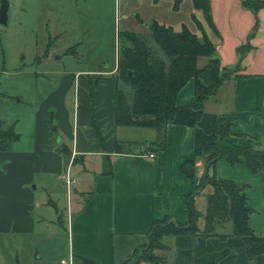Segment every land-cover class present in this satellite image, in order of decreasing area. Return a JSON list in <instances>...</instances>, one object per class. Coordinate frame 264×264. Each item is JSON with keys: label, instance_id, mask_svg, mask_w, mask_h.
Masks as SVG:
<instances>
[{"label": "crops", "instance_id": "obj_1", "mask_svg": "<svg viewBox=\"0 0 264 264\" xmlns=\"http://www.w3.org/2000/svg\"><path fill=\"white\" fill-rule=\"evenodd\" d=\"M120 1L123 19L119 33L149 34V26L156 20L175 30L187 26L200 39L204 33L208 35L222 68L232 71L216 95L205 101L206 111L232 126V133L218 147L264 150V60L260 59L264 8L255 12L244 0H211L216 31L192 0H183L178 8L173 0ZM75 42L74 51L72 45L55 48V53H62L60 59L69 55L76 62L55 71L53 87L41 97L36 110L32 138L22 147L0 150V234L8 248L15 237L26 244L10 250L13 264H81V259L94 264H135L128 258L148 241L156 219L186 222L187 197L206 171L202 159L192 162L195 130L187 125L169 123L164 129V148H159L158 130L143 138L148 140L146 146L130 138V128L135 126L117 125L115 118L120 48L115 66L108 70L101 64L100 47L89 52L80 37ZM241 46L246 48L244 54L239 51ZM209 60L199 56L198 67ZM194 93L192 78L179 91L177 105L189 104ZM132 142L141 143L139 151L126 147ZM76 164L78 178L72 176ZM68 167L74 178L70 187L63 179ZM215 170L218 178L232 179L244 187L253 209L250 223L264 236V171L254 173L244 159L231 165L225 158L217 160ZM62 186L70 203L67 216L47 209L61 201ZM39 190L44 196L40 197ZM206 190L208 195L213 188L209 185L195 196L196 206L204 214L207 202L199 203ZM74 193L79 195L75 203ZM215 231L209 236L165 235L162 261L139 264H264V254L249 258L247 244L233 234L231 221L217 220ZM62 238L67 242V263L64 258L51 260L44 250L59 248Z\"/></svg>", "mask_w": 264, "mask_h": 264}, {"label": "trees", "instance_id": "obj_2", "mask_svg": "<svg viewBox=\"0 0 264 264\" xmlns=\"http://www.w3.org/2000/svg\"><path fill=\"white\" fill-rule=\"evenodd\" d=\"M182 1L173 0L174 8H178ZM192 1L196 9L204 12L211 28L217 31L211 16V0ZM243 3L255 12L264 8V0H244ZM197 23L201 26L198 21ZM149 29V34L131 31L119 33L124 44L119 52L117 78L130 85L133 94L130 100L124 89L117 88L116 124L156 128L159 131V148L165 146L164 129L169 123L184 124L193 128L195 157L192 162L197 163L202 159L206 171L197 182L194 193L187 197L186 222L180 223L170 217L156 219L148 236V247L137 263L161 262L162 259L151 252L165 246V235L216 234L217 220L232 222L233 234L245 240L248 256L254 259L255 256L264 254V236L257 234L250 223L253 209L248 205L244 187L232 179L218 178L215 168L219 158H225L231 165H236L244 159L252 172L264 171V150L240 145L219 148V141L232 133V126L220 120L217 114L205 109V101L216 95L232 71L222 68L220 60L215 57L216 46L206 33L200 39L187 26L175 30L172 26L156 20L150 24ZM153 42L159 46L163 55ZM239 51L244 54L246 48L241 46ZM199 56H208L210 60L205 66L198 67ZM192 78L195 85L192 101L186 105H177L179 91ZM19 137L13 128L0 129V150L8 149L11 141ZM207 185L212 186L213 191L207 195L204 214L196 206L195 196ZM132 257L130 255L128 260ZM81 264L94 263L81 259Z\"/></svg>", "mask_w": 264, "mask_h": 264}, {"label": "rangeland", "instance_id": "obj_3", "mask_svg": "<svg viewBox=\"0 0 264 264\" xmlns=\"http://www.w3.org/2000/svg\"><path fill=\"white\" fill-rule=\"evenodd\" d=\"M8 1L10 4L8 23L6 25L0 23V129L13 128L20 137L19 140L11 141L10 147L12 145L22 147L32 138L36 110L40 105L41 97L53 87L52 79L54 80L56 76L55 71L69 68V63L76 62L69 55L60 59L62 53L60 51L55 53V48L72 45L74 51L77 45L75 40L80 37L89 52L94 47H100V54L104 58L101 64L107 65L108 70L112 69L116 64L117 51L123 45V40L119 37V22L123 19V13L120 0ZM262 13L264 16V12ZM61 31L67 33L57 37L56 35ZM153 43L162 54L159 46ZM260 59L264 60V50ZM107 84L109 86V83ZM116 86L115 92L117 88L124 89L131 98L133 89L130 85L117 81ZM152 133L157 134V129L135 126L130 128L128 136L133 140L145 142L143 138L152 136ZM57 138L59 139L60 136ZM147 141L140 144L146 146ZM140 144L132 142L126 147L137 152L140 150V147H137ZM68 145H71L69 140ZM78 167V164L73 167V177L78 178ZM62 189L64 195L61 201L57 206L50 205L47 209L53 214L58 210L67 216L70 203L65 187L62 186ZM206 192L207 190L201 195L199 206H202V203L206 204ZM38 194L40 197L44 196L43 191L39 190ZM78 197V194H73L74 203ZM3 236L0 234V264H13L15 259L10 257L12 252L10 250L22 249V245L26 246V244L21 238L15 237L16 241L10 242L8 248ZM64 241L65 239L62 238L59 248H44L47 256H51V260L60 261L63 258L69 260L65 253L67 242L65 241L66 245H64ZM147 247L146 241L128 261L139 264L137 261ZM166 248L165 245L163 248L153 249L151 253L163 259L160 250ZM32 262L37 261L33 259Z\"/></svg>", "mask_w": 264, "mask_h": 264}, {"label": "water", "instance_id": "obj_4", "mask_svg": "<svg viewBox=\"0 0 264 264\" xmlns=\"http://www.w3.org/2000/svg\"><path fill=\"white\" fill-rule=\"evenodd\" d=\"M9 7H10V4L8 0H1L0 23L3 25H6L8 23Z\"/></svg>", "mask_w": 264, "mask_h": 264}, {"label": "built area", "instance_id": "obj_5", "mask_svg": "<svg viewBox=\"0 0 264 264\" xmlns=\"http://www.w3.org/2000/svg\"><path fill=\"white\" fill-rule=\"evenodd\" d=\"M149 155H150L151 157H154V156H155L154 153H150ZM63 179H64L65 183H66L69 187L71 186V184L74 183V178H72V176H71V174H70V167H68L67 172L63 175ZM63 262H64V263H67V260L64 259Z\"/></svg>", "mask_w": 264, "mask_h": 264}]
</instances>
